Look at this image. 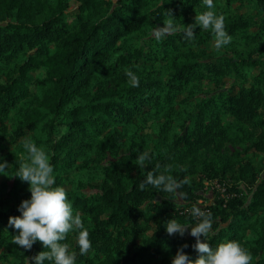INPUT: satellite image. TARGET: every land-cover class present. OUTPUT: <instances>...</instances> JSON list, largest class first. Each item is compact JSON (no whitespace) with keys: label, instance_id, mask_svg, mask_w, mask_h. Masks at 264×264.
<instances>
[{"label":"trees","instance_id":"trees-1","mask_svg":"<svg viewBox=\"0 0 264 264\" xmlns=\"http://www.w3.org/2000/svg\"><path fill=\"white\" fill-rule=\"evenodd\" d=\"M206 10L204 0H0V162L9 165L0 182V264L48 251L39 241L19 247L8 224L31 196L15 176L28 159L25 140L48 154L89 234L84 254L75 231L62 241L75 264H172L185 244L195 260L196 237L166 231L171 218L196 224L194 206L211 213L210 246L235 240L250 264H264V178L243 156L264 161V0H213L232 40L211 51L210 29L185 32ZM169 20L173 28L158 37ZM227 143L242 146L237 160H202ZM149 173L180 186L141 189ZM206 181L226 193L201 207Z\"/></svg>","mask_w":264,"mask_h":264},{"label":"clouds","instance_id":"clouds-1","mask_svg":"<svg viewBox=\"0 0 264 264\" xmlns=\"http://www.w3.org/2000/svg\"><path fill=\"white\" fill-rule=\"evenodd\" d=\"M207 10L195 17V23L185 27L186 35H194V29L211 30L214 34L215 47L217 49L231 42L232 36L225 29L223 15H217L213 9V0H204ZM156 35L162 36L169 32L173 25L171 21L160 27ZM126 75L134 85L138 79L131 71ZM24 147L28 150V159L16 169L15 176L28 182L30 198L24 199L18 206L20 215L11 216L8 224L15 229L14 242L21 248L32 249L33 245L42 242L44 249L28 259V264H44L45 260L53 264H75L77 253L70 250L68 243H62L72 232H76V243L80 254L86 253L91 247L89 234L84 227L80 213L74 210L68 198L66 189L56 184L54 165L50 162L48 154L30 140L24 141ZM148 159L147 153L138 155L137 161L143 166ZM7 162H0V174L8 170ZM145 184L153 185L163 192L175 193L179 183L171 176L163 173H149L145 181L139 187L143 189ZM193 217L198 222L191 227V235L196 237L192 247L199 253L193 260L183 249H179L172 259V264H250L252 255L238 241L227 240L215 247L208 242L215 235L211 213H206L200 207L191 209ZM186 224L180 223L174 218L167 221L166 231L170 235L185 234Z\"/></svg>","mask_w":264,"mask_h":264},{"label":"rangeland","instance_id":"rangeland-1","mask_svg":"<svg viewBox=\"0 0 264 264\" xmlns=\"http://www.w3.org/2000/svg\"><path fill=\"white\" fill-rule=\"evenodd\" d=\"M160 30L161 28H159L157 31H160ZM214 46H215V41L212 44H210L209 46L210 51L212 50ZM145 133H150L152 141L157 139V135L154 133V131L145 130ZM128 140L129 139L125 140L124 143L126 141L128 142ZM126 148L127 147L125 145L121 148L120 150L121 154H125ZM241 152L243 153V148L241 145H231L230 143H227L224 149L222 150V152H212V149L209 151L204 150L201 153V156H202L201 158L204 161H211V159H214L218 162L219 161L222 162V165H223L224 162L228 161L231 158H234V161L237 160L236 156L238 153H241ZM243 156H245V158L247 159L252 160L255 163V167L257 171L259 172L260 176L264 178V161L261 160L258 157V155H255V154H245L244 153ZM2 177H3L2 174H0V182H1ZM204 184L206 186V190L202 193L203 199L197 202V205L201 207L207 206L208 204L213 202L218 197V190L220 189V185L217 184L216 182L211 183L209 181H206ZM178 202H181V201H178ZM181 223L185 224L184 221H182ZM186 225H187L186 232H188V236H192L190 232L191 228L188 226V224Z\"/></svg>","mask_w":264,"mask_h":264},{"label":"built area","instance_id":"built-area-1","mask_svg":"<svg viewBox=\"0 0 264 264\" xmlns=\"http://www.w3.org/2000/svg\"><path fill=\"white\" fill-rule=\"evenodd\" d=\"M219 191L222 194V196L224 197L225 193H226V189L225 188H220Z\"/></svg>","mask_w":264,"mask_h":264}]
</instances>
